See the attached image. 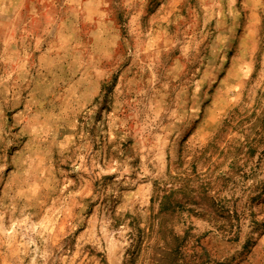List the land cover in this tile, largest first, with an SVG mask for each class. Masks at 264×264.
<instances>
[{
    "label": "rangeland",
    "instance_id": "1",
    "mask_svg": "<svg viewBox=\"0 0 264 264\" xmlns=\"http://www.w3.org/2000/svg\"><path fill=\"white\" fill-rule=\"evenodd\" d=\"M0 264H264V0H0Z\"/></svg>",
    "mask_w": 264,
    "mask_h": 264
}]
</instances>
